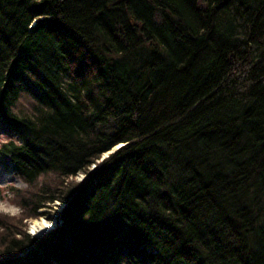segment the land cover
Instances as JSON below:
<instances>
[{"label":"trees","instance_id":"obj_1","mask_svg":"<svg viewBox=\"0 0 264 264\" xmlns=\"http://www.w3.org/2000/svg\"><path fill=\"white\" fill-rule=\"evenodd\" d=\"M0 165V264H264V0H0Z\"/></svg>","mask_w":264,"mask_h":264},{"label":"rangeland","instance_id":"obj_2","mask_svg":"<svg viewBox=\"0 0 264 264\" xmlns=\"http://www.w3.org/2000/svg\"><path fill=\"white\" fill-rule=\"evenodd\" d=\"M115 150L116 148H114L111 152L104 155L102 158H106L110 153H113ZM11 188L24 190L26 189V186L23 183H21L18 179L14 178V176L9 171V169H6L5 167L0 165V215L10 217L11 219L19 220L20 215H22V213H21V209H19L15 204L14 195L11 194V192L9 191V189ZM51 206L52 209L40 210L39 213L41 215L38 218L22 221V224L27 226V232L32 238L37 239L38 237H41L48 231H51L52 229L55 228L56 226L55 213L59 212L63 208V205L60 202L56 201L52 203ZM40 220L41 221L44 220L43 222L47 224L48 229L41 236H34L31 233V227L34 224V222Z\"/></svg>","mask_w":264,"mask_h":264},{"label":"bare ground","instance_id":"obj_3","mask_svg":"<svg viewBox=\"0 0 264 264\" xmlns=\"http://www.w3.org/2000/svg\"><path fill=\"white\" fill-rule=\"evenodd\" d=\"M102 160H99L97 162L100 163ZM94 167H96V164L95 166H91L89 171L92 170ZM84 177H85V174L84 173H79L77 174L75 177H73V179L76 181V182H82L84 180ZM44 220H40V221H36L34 222V224L32 225L31 227V233L34 235V236H41L42 234H44L47 229H48V226L45 222H43Z\"/></svg>","mask_w":264,"mask_h":264},{"label":"water","instance_id":"obj_4","mask_svg":"<svg viewBox=\"0 0 264 264\" xmlns=\"http://www.w3.org/2000/svg\"><path fill=\"white\" fill-rule=\"evenodd\" d=\"M116 149H118V147Z\"/></svg>","mask_w":264,"mask_h":264}]
</instances>
